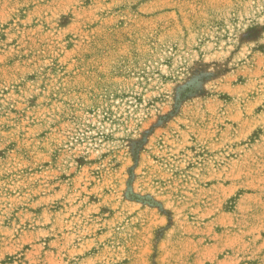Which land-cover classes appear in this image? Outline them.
Listing matches in <instances>:
<instances>
[{
    "label": "rangeland",
    "instance_id": "1",
    "mask_svg": "<svg viewBox=\"0 0 264 264\" xmlns=\"http://www.w3.org/2000/svg\"><path fill=\"white\" fill-rule=\"evenodd\" d=\"M0 264H264V0H0Z\"/></svg>",
    "mask_w": 264,
    "mask_h": 264
}]
</instances>
